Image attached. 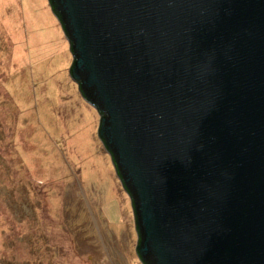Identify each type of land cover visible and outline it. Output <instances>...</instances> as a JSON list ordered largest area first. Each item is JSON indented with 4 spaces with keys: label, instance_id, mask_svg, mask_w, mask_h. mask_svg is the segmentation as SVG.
I'll return each mask as SVG.
<instances>
[{
    "label": "water",
    "instance_id": "obj_1",
    "mask_svg": "<svg viewBox=\"0 0 264 264\" xmlns=\"http://www.w3.org/2000/svg\"><path fill=\"white\" fill-rule=\"evenodd\" d=\"M142 264H264V0H47Z\"/></svg>",
    "mask_w": 264,
    "mask_h": 264
},
{
    "label": "rangeland",
    "instance_id": "obj_2",
    "mask_svg": "<svg viewBox=\"0 0 264 264\" xmlns=\"http://www.w3.org/2000/svg\"><path fill=\"white\" fill-rule=\"evenodd\" d=\"M70 62L47 0H0V264H142Z\"/></svg>",
    "mask_w": 264,
    "mask_h": 264
},
{
    "label": "bare ground",
    "instance_id": "obj_3",
    "mask_svg": "<svg viewBox=\"0 0 264 264\" xmlns=\"http://www.w3.org/2000/svg\"><path fill=\"white\" fill-rule=\"evenodd\" d=\"M79 218L81 219H83V215H82V213H79Z\"/></svg>",
    "mask_w": 264,
    "mask_h": 264
}]
</instances>
